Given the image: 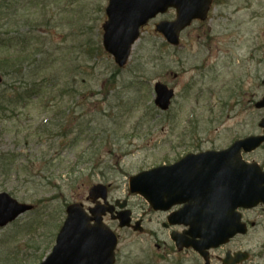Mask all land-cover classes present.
<instances>
[{
	"label": "rangeland",
	"instance_id": "obj_1",
	"mask_svg": "<svg viewBox=\"0 0 264 264\" xmlns=\"http://www.w3.org/2000/svg\"><path fill=\"white\" fill-rule=\"evenodd\" d=\"M225 2L214 11L209 40L187 36L175 48L149 25L122 69L104 49L96 51L108 0H20L0 11V38L28 35L31 50L58 60L25 76L53 82L41 97L17 105L9 101L11 87L22 85L20 73L6 74L8 65L0 64V192L35 206L0 227V264H38L55 245L67 206L93 205L94 185H108L110 201L127 200L139 219L147 203L129 192L131 176L174 160L182 146L223 147L261 132L264 111L255 101L264 96V0ZM20 49L17 40L5 41L0 59ZM157 81L176 91L166 112L154 104ZM245 158L264 165V146ZM245 216L256 226L213 251L211 264H221L217 257L227 249L250 251L244 264H264V206ZM163 221L165 214H150L137 232L107 216L119 237L116 264H203L193 250L175 249Z\"/></svg>",
	"mask_w": 264,
	"mask_h": 264
},
{
	"label": "water",
	"instance_id": "obj_2",
	"mask_svg": "<svg viewBox=\"0 0 264 264\" xmlns=\"http://www.w3.org/2000/svg\"><path fill=\"white\" fill-rule=\"evenodd\" d=\"M212 0H110L106 14L108 20L103 24L105 49L114 56L116 63L127 64L132 45L140 36V28L159 12L176 7L179 18L173 22H162L158 31L165 33L169 43L178 44L179 34L193 18L205 13ZM3 76L0 73V84ZM155 104L168 110L174 97V89L157 82L155 84ZM257 108L264 109V97L257 101ZM263 129L260 135H251L237 140L222 152L190 154L180 164L193 162L197 170H202L192 184L189 194L198 198L194 211L173 214L172 224L190 226L185 234L172 233L178 248L193 247L209 264V249L228 243L237 234H246L247 225L236 212L238 207L253 208L264 203V170L258 162L248 163L242 152L249 153L264 144V117L259 123ZM175 166L157 167L131 176L130 193L141 194L155 210L169 209L177 201L163 202V186H177L179 182L169 181L166 172ZM173 171V170H172ZM93 201L103 199L86 210L80 203L67 206V217L60 228L52 253L40 264H115L118 236L104 223L108 212L112 219L119 221L120 227L131 226V210L126 209L127 201L117 200L114 205L108 201V187L97 184L89 191ZM180 202V201H179ZM116 206L121 211L115 214ZM32 205L21 203L8 192H0V226L4 227L21 214L31 210ZM191 208V207H190ZM188 211H187V210ZM141 222L133 224L135 231H142ZM187 234V235H186ZM249 258L248 252L228 253L224 264H238Z\"/></svg>",
	"mask_w": 264,
	"mask_h": 264
},
{
	"label": "flooded vegetation",
	"instance_id": "obj_3",
	"mask_svg": "<svg viewBox=\"0 0 264 264\" xmlns=\"http://www.w3.org/2000/svg\"><path fill=\"white\" fill-rule=\"evenodd\" d=\"M225 1L226 0H213L212 3L210 4L209 8H207L208 10L205 12V16H204V14H202V16H203L202 18L197 17V18L193 19L191 21V23L189 24V26H187L182 31H180V41H179L180 44L183 41V39L187 36L188 37H194L195 36L198 38L204 37L205 40H209L213 36L211 29H212V19H213L214 11L216 10V7H222L223 5H225L227 3ZM219 14L220 13H218L217 15H219ZM178 15H179V13H178L177 9H175V8L169 9L165 13L158 14L154 19H152L147 24L146 27H148L149 25H154L156 27L160 21L161 22L174 21L178 18ZM221 16H222V14H221ZM155 33H157V35L162 37L164 39V41L166 40V38L163 34L158 33V32H155ZM228 147L229 146H223V147H219V146L218 147H216V146H207V147L182 146L180 148L185 149L182 154L175 156L174 160H172V161H163L162 163L158 164V166L174 165V164L178 163L180 160H182V158H184L187 154H190V153L200 154V153H206V152H210V151H212V152L213 151H222ZM196 168H197V166L195 163L188 162L185 164L178 165L175 169H172L173 171L170 170V171L165 173V175L167 176L169 181H172V182L177 181L179 183L177 186H173V187L168 186L167 188L163 187L161 189L162 198L164 200L174 199V200H182L185 202H183L181 204L177 203V204L173 205L167 211H155L150 206V204L147 203V209L144 210V212L142 213L143 217L141 216V218H139V220H141L142 224L145 223V217L146 216H148L150 214H158V213L162 214L163 213V214H165V221H163V223H161V224L166 230H168L170 232L169 233L170 239H171V233L173 231L185 233V231L187 230V228L185 226H183V225L168 226L167 219L173 213L180 212L187 204H190L191 201L196 202L197 199H195V197L193 198V196H191L189 194V189H190L189 185L194 182L197 175H201L203 173L202 170H197ZM189 211H193V208H192V210L189 209ZM238 212L243 214L242 220L245 221L249 225V227L256 226V223L254 221L247 219V217L245 216V213L247 212L246 210L238 208ZM136 220H138V219H134V221H136ZM144 230H145V228H144ZM240 237H242V236H240V235L235 236L230 243H228L224 246H221L220 248H217L215 250H219V249L224 248L225 246L231 244L235 239L240 238ZM171 241H172V243L176 249V245L174 244V241L172 239H171ZM187 250L190 251L192 249H187ZM215 250H211V252H210L211 253V260H213V253L212 252ZM228 251H231V250L227 249V251L225 252V255L228 253ZM231 252H235V251H231ZM222 258H223V256L217 257L218 261H220L221 264H223Z\"/></svg>",
	"mask_w": 264,
	"mask_h": 264
},
{
	"label": "trees",
	"instance_id": "obj_4",
	"mask_svg": "<svg viewBox=\"0 0 264 264\" xmlns=\"http://www.w3.org/2000/svg\"><path fill=\"white\" fill-rule=\"evenodd\" d=\"M16 1V4L20 1V0H4V2L2 3V6L0 7V11H4L5 9H10L11 7H14V3ZM4 8V9H3ZM3 9V10H2ZM13 23V21H12ZM46 24H48V22H46ZM88 29V28H86ZM29 34V33H28ZM14 40L18 41V44L20 46H22V50L20 53L18 54H9L6 58L4 59H0V64L2 63L1 61L4 60V62L6 63V66L8 65V69L7 70H3L1 67V69L3 70L4 73H9V71H13V72H19L20 76H21V84L19 87L17 88H13L11 87L12 91V96L11 99L9 101V104H14L17 105V103L19 102H26L27 100L30 101V99H32L33 97H41L44 93V88H46L45 85H47V83H50V87L51 84L53 82V78L52 76H44L42 77L39 81L36 80H32L31 82L26 81L25 82V76L30 72L32 75V72L34 71V69L36 70V73H40L44 70H47L48 68H50L51 66H54L55 63L58 62V60L55 57V54H53V52L51 53H46L43 54L42 51H40L39 49L31 50L30 46L32 44V37L25 35V36H21V37H8V38H0V45L5 43V41L9 44H11ZM38 40V39H37ZM39 41V40H38ZM100 43V41H99ZM96 45V51L97 52H101L104 53L103 51V47L100 44ZM19 50V51H20ZM43 57H39L38 55H41ZM32 59V60H30ZM30 60V62L28 63V65L25 67L24 65L26 64V62H28ZM72 66L75 65V67L73 69H75L77 71L78 67L80 66L79 63L77 62V59L72 58ZM32 66V67H31ZM90 66V65H89ZM30 69V70H29ZM29 70V71H28ZM33 70V71H31ZM35 74V71H34ZM18 75V76H19ZM23 82V83H22ZM65 86H71L70 81H67ZM65 87V88H67ZM63 88V89H65ZM63 93H66V91L62 90ZM43 127V126H42ZM44 131V129H43ZM3 155L0 153V161H2V159L4 157H2ZM28 170V168H26Z\"/></svg>",
	"mask_w": 264,
	"mask_h": 264
}]
</instances>
